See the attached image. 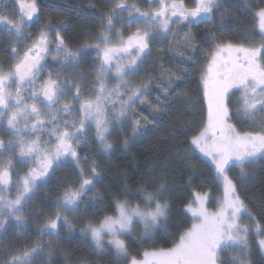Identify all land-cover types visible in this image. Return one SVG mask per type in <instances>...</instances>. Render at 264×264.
<instances>
[{"label":"snow or ice","instance_id":"snow-or-ice-1","mask_svg":"<svg viewBox=\"0 0 264 264\" xmlns=\"http://www.w3.org/2000/svg\"><path fill=\"white\" fill-rule=\"evenodd\" d=\"M193 5L187 7L184 0H148L145 10L135 2L115 0L114 7L99 14L98 31L75 48L60 34L63 21L43 23L38 33L29 31L41 23L36 0H16V15L11 19L0 15V34L6 33L10 40L12 58L6 67L0 66V233L7 234L14 227L27 234L33 223L26 213L34 215L28 205L38 182L46 183L61 166L76 170V183L66 184L51 211L35 223L38 238L19 246L0 243V264H34L41 256L50 262L56 243L64 238L62 232L72 237L77 229L79 235L91 238L97 252L107 245L117 264H223L220 253L225 249L237 251L231 264H251V229L240 222L241 216L253 220L256 235L264 237V229L252 216L239 187L248 177L246 166L264 157V7L254 13L262 37L258 44L218 40L212 29L202 34V39L211 41L199 80L207 115L188 147L207 158L204 162L222 189L219 208L209 211V194L193 191L186 209L196 222L178 242L170 248L144 251L142 259L132 256L123 237L135 235L136 226L142 225V237L151 239L169 219L167 197L172 184L167 166L157 156L147 165L141 186L125 187L119 193L125 198L113 200V215L87 218L89 201L94 207L105 198L97 190L103 169L95 159L82 156L81 143L94 136L100 154L110 156L116 151L115 133L124 125H132L131 135L119 140L127 149L149 130L148 124L154 130L167 119L175 107L173 101L193 103L192 97L180 95L200 52L190 29L200 23H218L216 13L223 0H193ZM176 23L184 25L179 34L172 27ZM117 25L136 27L125 36ZM172 37L171 51L182 58L176 60L182 72L165 66L163 57L150 61L153 44ZM89 61L93 74L82 71ZM149 63L154 66L152 72H146ZM153 92L158 94L148 115L137 113L138 105L149 104ZM233 116L252 122L253 130L238 132L230 123ZM257 120L261 121L258 125ZM183 158L195 175L197 169L187 153ZM17 165L32 166L21 174ZM234 167L239 168L238 177L229 174ZM192 183L189 177V186ZM136 195L142 203L126 199ZM258 247L264 261V238Z\"/></svg>","mask_w":264,"mask_h":264},{"label":"trees","instance_id":"trees-1","mask_svg":"<svg viewBox=\"0 0 264 264\" xmlns=\"http://www.w3.org/2000/svg\"><path fill=\"white\" fill-rule=\"evenodd\" d=\"M81 0H66V16L70 19V27L67 31V40L71 43L79 41L87 36L93 30L92 23L84 20L78 14H74V5ZM184 4L191 8L193 0H184ZM264 7V0H223L222 8L216 13L218 23H200L193 25L190 31L197 38V46L200 48L199 55L195 58L194 66L189 69L192 75L185 77V87L181 89L180 95L190 96L193 103L185 105L173 101L174 108L170 109L167 119H164L158 127L153 130V125L148 127L144 135L135 140L129 148L124 149L119 140L123 136H130L132 125L128 123L123 126L122 131H117L113 138L116 151L110 156L96 154V160L103 171L101 173L102 182L97 183V190L105 197L96 202V208L92 216L102 218L103 215H113V200L119 197V193L129 187L137 189L141 186V181L146 178V168L155 157H160L162 163L167 166V176L172 184L168 199L170 200V213L168 221L157 228L152 234V238L145 240L142 237L143 226L137 225L135 235L125 236L129 252L137 259L142 258L144 251L158 250L160 248L173 247L178 242V238L184 231L189 229L194 222L191 213L187 211L186 205L192 200V192H207L213 198L220 197L222 189L216 186L213 179V173L200 155L197 156L188 147V141L191 136L198 134L201 126L206 122L207 108L206 100L201 103L202 91L199 83L200 74L204 71L201 62L204 60L208 45L211 41L202 39V34L208 30H214V38L218 40H230L233 43H243L244 41L261 42V35L258 27V20L254 13ZM56 12V11H55ZM49 15V14H47ZM53 17V16H52ZM50 15V18H52ZM178 24V23H177ZM184 28L183 24H178L173 28L175 34H179ZM158 41L152 46L153 55L150 61H155L157 57H163L165 66H170L168 58L171 40ZM245 46H251L245 44ZM153 64L146 65V72L153 71ZM156 92L152 93L154 97ZM152 97H149L152 98ZM148 104L138 105L137 113H143L140 108ZM144 109V108H143ZM191 113V115L189 114ZM244 132L252 131V122H242L238 124L235 117H232ZM258 125V120L255 122ZM187 153L192 164L196 167L197 173L194 175L185 167L184 155ZM245 171L248 177L239 187L242 199H244L252 216L264 229V157L256 160L255 163L246 166ZM233 177L239 176V168L234 167L229 173ZM189 177L194 183L189 186ZM125 198V197H119ZM126 199L134 203H142L141 198L128 196ZM91 205L89 201L88 207ZM90 219V210L88 209ZM245 217V216H244ZM250 225L253 220L246 218ZM264 237L255 236L253 233L249 236L250 261L251 264H264L262 254L258 247V241ZM54 255L49 262L47 259L43 264H82L87 261L88 264H117V258L105 245L103 252H96L90 248L87 238L82 237L80 245L62 243L53 250ZM237 254L235 249H225L220 253V259L223 264H231V258ZM123 264V262H121Z\"/></svg>","mask_w":264,"mask_h":264},{"label":"flooded vegetation","instance_id":"flooded-vegetation-1","mask_svg":"<svg viewBox=\"0 0 264 264\" xmlns=\"http://www.w3.org/2000/svg\"><path fill=\"white\" fill-rule=\"evenodd\" d=\"M115 0H81L77 2V5H74V14H78L84 20L92 23L93 30L83 39L71 43L67 40V31L70 27V19L66 16V0H36L37 7L40 11V24H37L35 27L29 29L31 33H38L40 27L43 23L51 21L52 23H59L61 21L65 22V26L61 31V35L64 37L65 42L68 44L69 47L75 48V46L88 39L90 36L94 35L99 27H100V13L108 11L111 7H114ZM126 3H137L142 9L147 10L148 8V0H125ZM56 11V12H55ZM49 14V15H47ZM0 15L8 16L10 19L16 15V0H0ZM50 15L52 18H50ZM175 19V18H173ZM177 23L173 25V28L177 27ZM136 26L132 28H127L122 25H117L118 31H123L125 36L135 30ZM49 39H52V35L49 34ZM89 42H93L89 40ZM9 44L10 40L6 33L0 34V66H5V62H12V58L9 55ZM154 43L153 45H155ZM54 46V45H53ZM18 48L22 47L21 45H17ZM50 64H55V61L49 60ZM82 71L85 74H93L94 73V66L92 62L89 61L88 64L84 66ZM14 90V89H13ZM7 139V137H6ZM82 156H87L89 160L95 159L96 154L100 153L98 147L95 143L94 136H90V139L87 143H81L80 149ZM97 162V160H96ZM98 163V162H97ZM99 165V163H98ZM32 165H17V168L20 170L21 174L26 170L27 167H31ZM102 168V167H101ZM102 176V175H101ZM76 183V170L71 166H61L56 169L54 174L50 175L47 179V182H38V187L35 190V194L28 205V207L32 210L33 214L26 213L29 215L30 220L33 223V227L29 229L27 234H24L21 230L16 229L14 227H9L7 234L0 233V243L4 245H11L15 244L19 246L22 243H25L29 240H36L38 235L35 230V223L42 222V214H46L51 211L52 206L55 203L57 195L63 190V187L66 184ZM14 196V193H12ZM89 196L92 194L89 193ZM96 204L93 207L90 205L86 210H90V219L96 217L95 215L92 216L95 211ZM93 212V213H92ZM62 238L56 243V246L64 243L68 246L70 244H76L77 246L80 245V240L83 236L79 235L78 229L77 233L72 237H69L67 232H62ZM88 239L90 248H92L96 252L95 245L91 242L90 237H84ZM47 240L48 238L45 237ZM56 248V247H55ZM46 258L44 256L36 257L34 264H43Z\"/></svg>","mask_w":264,"mask_h":264},{"label":"rangeland","instance_id":"rangeland-1","mask_svg":"<svg viewBox=\"0 0 264 264\" xmlns=\"http://www.w3.org/2000/svg\"><path fill=\"white\" fill-rule=\"evenodd\" d=\"M68 1V0H67ZM135 1V0H134ZM178 24H181V23H178ZM258 24H259V22H258ZM259 31H260V29H259ZM174 40H171V42L170 43H172ZM181 43H183V41H181ZM168 51H170V55H169V60L171 61V62H173V63H171V65L169 66V67H172L174 70H177V71H180V72H182L183 71V68H180L179 67V65H177V63H176V60H178V59H182L181 57H178V56H174V53L171 51V47L169 48V50ZM158 93L156 92V94H155V96L154 97H152V96H150V97H152V98H150L149 99V104L146 106V107H140L143 111H144V115L145 116H147L148 115V111H150L151 110V108H150V105H151V103H153L154 101H155V97H156V95H157ZM237 97H234L233 99L235 100ZM144 108V109H143ZM235 108V105H233V109ZM137 109H138V107H137ZM138 111V110H137ZM233 117H235V121H237V123L238 124H241L242 125V122H241V120L238 118V117H236V116H233ZM152 119V117L151 116H148V120H151ZM261 121H259L258 120V124L260 123ZM230 123H232L234 126H235V128H236V130L238 131V132H240V133H244V131H242L241 130V127H239L236 123H234V121H233V118L230 120ZM151 126V124H148L147 125V127H150ZM117 146V145H116ZM204 160H207V158H205V157H203L202 156V154L200 155ZM260 158H263V157H257L256 158V160H258V159H260ZM221 195H222V193H221ZM221 195H220V197H221ZM220 197H216V198H213V197H211V196H209V200H208V202H207V205H206V207L208 208V210L209 211H212V212H214V211H216L218 208H219V204L217 203V201L220 199ZM245 216V217H244ZM248 216L247 215H242L241 216V220H240V222L242 223V224H244V225H247V226H249V228L251 229V231H250V234H249V236L251 235V233H253L255 236H257L256 234H255V226H253V225H250L248 222H247V220H246V218H247ZM196 222V220L194 219V222L193 223H195ZM124 238V237H123ZM108 239V237H105V240H107ZM157 250V249H156ZM151 251H153V250H151ZM140 259H142V258H140Z\"/></svg>","mask_w":264,"mask_h":264}]
</instances>
